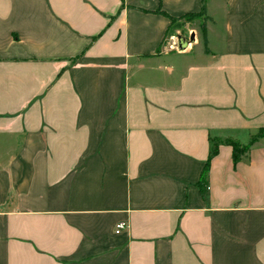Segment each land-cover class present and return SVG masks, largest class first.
<instances>
[{
  "label": "crops",
  "instance_id": "1",
  "mask_svg": "<svg viewBox=\"0 0 264 264\" xmlns=\"http://www.w3.org/2000/svg\"><path fill=\"white\" fill-rule=\"evenodd\" d=\"M263 127L264 0H0V264H264Z\"/></svg>",
  "mask_w": 264,
  "mask_h": 264
},
{
  "label": "rangeland",
  "instance_id": "2",
  "mask_svg": "<svg viewBox=\"0 0 264 264\" xmlns=\"http://www.w3.org/2000/svg\"><path fill=\"white\" fill-rule=\"evenodd\" d=\"M204 23V20L201 17L198 18H185L178 20L174 24L171 25L170 29L168 30L169 32H173L172 36H165L164 41L162 44V51H168L172 52V56L169 57V60H182L185 57L192 56L193 54L196 53V51L202 49V44L200 42V31L199 28L201 24ZM181 35L184 38L188 39L190 34H193V37H195L198 41V45L194 46L192 44H188V48H193V51L188 54V55H183L185 53H178L176 49V40H175V35ZM194 46V47H192Z\"/></svg>",
  "mask_w": 264,
  "mask_h": 264
},
{
  "label": "trees",
  "instance_id": "3",
  "mask_svg": "<svg viewBox=\"0 0 264 264\" xmlns=\"http://www.w3.org/2000/svg\"><path fill=\"white\" fill-rule=\"evenodd\" d=\"M164 15V14H163ZM198 17H201L204 21L207 19L205 17V14H204V5H203V1L201 2V8H200V11L197 13V14H186L184 16H182L181 18H179V20L181 19H185V18H198ZM170 20V25L168 27V30L170 29L171 25L174 24L175 22H177L178 20L177 19H171L169 18ZM166 31L165 33V36L169 35V36H172V31L169 32V31ZM199 31H200V42L202 44V48H203V51L206 52V39H205V28H204V24L202 23L200 28H199ZM264 136V127L263 128H260L257 130V132L250 138L249 142L245 145V146H239L238 144L234 143V142H231V141H226L225 143L229 146H231L232 148V153L234 156H232V160L235 159V154L238 152H244L245 150L248 149V147L254 143L256 141V139L260 138ZM216 152V146L215 145H212L211 147V150H210V153L208 155V159L202 169V173H201V177H200V181H202V183H204L205 179H206V175H207V170H208V162H209V159L215 154Z\"/></svg>",
  "mask_w": 264,
  "mask_h": 264
},
{
  "label": "water",
  "instance_id": "4",
  "mask_svg": "<svg viewBox=\"0 0 264 264\" xmlns=\"http://www.w3.org/2000/svg\"><path fill=\"white\" fill-rule=\"evenodd\" d=\"M175 40H176V49L178 53L184 52L188 44H192L194 41L193 34H190L188 39L184 38L181 35H175Z\"/></svg>",
  "mask_w": 264,
  "mask_h": 264
},
{
  "label": "built area",
  "instance_id": "5",
  "mask_svg": "<svg viewBox=\"0 0 264 264\" xmlns=\"http://www.w3.org/2000/svg\"><path fill=\"white\" fill-rule=\"evenodd\" d=\"M124 228V223L123 222H119L115 225V233H119V231H121Z\"/></svg>",
  "mask_w": 264,
  "mask_h": 264
}]
</instances>
